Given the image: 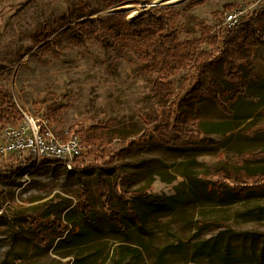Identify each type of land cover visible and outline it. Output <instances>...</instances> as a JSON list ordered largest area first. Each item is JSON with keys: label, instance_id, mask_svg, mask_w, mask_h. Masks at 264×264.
Returning a JSON list of instances; mask_svg holds the SVG:
<instances>
[{"label": "rangeland", "instance_id": "obj_1", "mask_svg": "<svg viewBox=\"0 0 264 264\" xmlns=\"http://www.w3.org/2000/svg\"><path fill=\"white\" fill-rule=\"evenodd\" d=\"M245 1L185 0L153 8L178 10L180 38L193 39L198 38L201 24L213 25V32L219 30L214 12L221 18L228 11L226 6L233 5V10ZM130 4L141 6L132 0L122 3ZM104 6L105 0L0 2V103L5 97L19 107L21 116V110L40 116V108L57 102L62 123L50 120L53 128L61 133L83 127L82 141L98 130L115 149L142 138L143 145L123 160L128 193L124 195L141 192L140 199L156 204L176 197V203L167 211L136 200L144 220L143 228H138L115 194L114 172H74L55 164L38 165L32 159L34 166L23 176L0 183V264H224L226 245L232 250L229 264H258L256 257L264 246V196L221 195L227 188L239 194L264 188V103L258 105L257 94L264 95L263 48L252 47L248 58L253 70L247 72L246 83L233 85L234 91H240L234 102L225 101L226 108L215 99L195 105L197 120L187 131L198 130L199 143L185 148L150 143L147 133L153 131L170 101L156 95L146 74L134 72L136 57L119 47H105L94 36L88 47L61 36L66 30L62 19L71 15L82 17L79 21L83 23L122 14L127 21H135L145 13L133 19L113 11L121 5L101 10ZM137 7L133 10L138 11ZM91 8L99 12L85 17ZM48 32L52 34L48 40H59L61 55L43 50L47 41L43 36ZM185 75L182 72L172 79L176 88ZM238 125L239 129L226 132ZM187 140L195 138L188 136ZM258 151L263 154L254 153ZM9 159L0 157V162ZM245 166L260 170L245 173ZM98 176L112 185L113 205L123 222L120 227L112 220V211L102 208ZM187 176L196 182L209 181L218 193L197 196ZM82 191L92 208L86 218L78 206ZM75 227L86 236L83 243L61 244V233L68 235ZM37 232L42 241L37 240ZM205 241L217 242V252L210 257L203 251L193 262L194 245ZM129 249H138L141 256L135 257Z\"/></svg>", "mask_w": 264, "mask_h": 264}, {"label": "trees", "instance_id": "obj_2", "mask_svg": "<svg viewBox=\"0 0 264 264\" xmlns=\"http://www.w3.org/2000/svg\"><path fill=\"white\" fill-rule=\"evenodd\" d=\"M7 1L11 0H0V2ZM127 1L130 0H105V6L101 10L122 5ZM132 1L133 4L143 5L148 4L151 0ZM233 7V5L226 6L225 9L229 11ZM97 12L99 11L91 8L85 17L95 15ZM212 15L214 20H219V22L223 18V16L219 17L218 12H214ZM180 17L181 13L174 8L162 10L152 8L141 14L135 21H127L126 15L122 14L110 16L109 18L98 16L82 23L79 21L82 17L71 15L69 19H62L66 30L61 36L82 47H88L90 36H94L105 47H119L134 55L137 60L133 65L134 72L146 74L148 77L147 84L154 90L156 95L161 99L170 101L169 106L157 119L153 131L147 133L149 142L160 141L166 145L185 148L184 146L197 144L201 140L198 138V136H201L198 130L195 133L187 131L188 128H193V124L197 120L196 104L215 99L226 108L225 101L232 100L234 102L235 98L240 96V91H234L233 85L247 82V72L253 70L252 61L248 58L252 47L256 45L264 50V10L248 14L239 25L231 29H217L213 32V25L201 24L199 25L200 34L198 38L193 39L180 38L177 32ZM51 35L48 32L43 36L44 40L47 41L42 48L53 56H59L62 54L58 44L59 40L57 38L48 40ZM216 71L221 73L216 74ZM182 72H185L186 75L179 87L176 88L172 79ZM263 86L264 83L261 84V87ZM246 90L249 91L250 86ZM234 94H237V96ZM257 94L260 97L258 102V105H260L264 103V95ZM37 106L34 104L33 107L37 109ZM37 114L49 121L56 122L58 125L62 123L61 106L57 102L44 106V109L40 108ZM256 116L259 117V114ZM21 118L19 107L11 100L1 97L0 130L5 125H17ZM249 118L247 117L246 120H249ZM95 127L100 128L101 126ZM240 127L241 125L229 127L226 132L235 131ZM92 129H95L94 126ZM64 131L60 134H63ZM68 131L79 135V133L84 132V129L81 127L80 130H75L74 127H71ZM98 131H92V134L82 141L84 152L75 162L73 171L83 172L92 169L114 172L115 183L113 188L115 194L122 200L120 203H123L126 210L132 214L137 227L143 228V209L141 205H136V200H141L142 203L150 205H155L156 202H147L140 199L143 195L141 192H133L128 196L124 195L127 175L123 168V160L139 149L144 140L142 138L138 141L132 140L122 145L121 148L115 149L109 147L111 142L107 140L103 133ZM188 136L195 138V140L184 141V138ZM260 152L262 151L254 153L263 154ZM254 153H245L244 156H252L255 155ZM53 163V161L48 160L42 161L43 166ZM33 166L34 162L31 158L18 160L15 157H10L9 160H1L0 183L12 181L17 175L23 176L25 172H28V168ZM244 170L245 173H249L250 170H260V168L253 169L245 166ZM257 172L259 171H253V173ZM187 178L191 181L197 196H216L215 194L218 193L217 190L211 188L209 181L202 179L196 182L190 176H187ZM96 182L99 197L102 203L104 201L102 208L111 210L114 223L119 227L122 226L120 213L113 205L112 185L100 176L97 177ZM147 193L145 194L147 195ZM258 194L264 196V188L243 194L227 188L220 195L222 198H228ZM175 199L176 197H169L166 202L161 199L155 206L159 210L168 211L176 203ZM78 206L84 218L91 214L92 208L85 191H82ZM67 220L71 223L69 217ZM65 229H69V227L67 226ZM73 231L69 232L68 235H64V232H62L60 243L66 244L72 240L82 244L86 236L76 227ZM37 240L42 241L41 234L38 232ZM183 244L185 243H180V245ZM194 247L193 262L197 260V255L203 251H206L211 257L218 250L217 242L211 241L197 243ZM226 248L228 255L225 257L224 264H229L232 250L228 245H226ZM129 251L135 257L141 256L138 249H129ZM256 261L258 264H264V246L257 255Z\"/></svg>", "mask_w": 264, "mask_h": 264}, {"label": "built area", "instance_id": "obj_3", "mask_svg": "<svg viewBox=\"0 0 264 264\" xmlns=\"http://www.w3.org/2000/svg\"><path fill=\"white\" fill-rule=\"evenodd\" d=\"M259 10H264V0H246L241 6L226 11L218 28H234L245 16ZM21 112L23 116L18 125H7L0 130V157L31 158L38 165L48 160L72 171L84 152L81 137L68 130L58 134L48 119L29 110Z\"/></svg>", "mask_w": 264, "mask_h": 264}, {"label": "bare ground", "instance_id": "obj_4", "mask_svg": "<svg viewBox=\"0 0 264 264\" xmlns=\"http://www.w3.org/2000/svg\"><path fill=\"white\" fill-rule=\"evenodd\" d=\"M185 0H152L151 3L149 4H144L141 5L139 7H137L136 5H121L117 8H115L113 11H119L122 13H126L128 15L129 18H133L136 17V15H138L139 13L143 12L144 10L150 8V7H158V6H170V5H175L178 3H181ZM138 8L137 10H133L134 8Z\"/></svg>", "mask_w": 264, "mask_h": 264}, {"label": "water", "instance_id": "obj_5", "mask_svg": "<svg viewBox=\"0 0 264 264\" xmlns=\"http://www.w3.org/2000/svg\"><path fill=\"white\" fill-rule=\"evenodd\" d=\"M151 8H153V7H150L149 9H151ZM149 9H146L144 12H146V11H148ZM138 17V16H137ZM136 18V17H135ZM135 18H133V19H135Z\"/></svg>", "mask_w": 264, "mask_h": 264}]
</instances>
